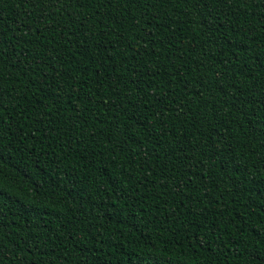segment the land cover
Listing matches in <instances>:
<instances>
[{"label":"trees","instance_id":"16d2710c","mask_svg":"<svg viewBox=\"0 0 264 264\" xmlns=\"http://www.w3.org/2000/svg\"><path fill=\"white\" fill-rule=\"evenodd\" d=\"M0 264H264V0H0Z\"/></svg>","mask_w":264,"mask_h":264}]
</instances>
